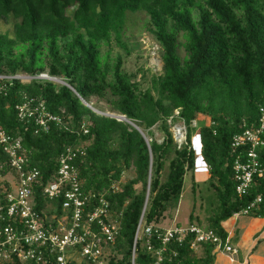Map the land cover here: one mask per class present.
<instances>
[{
	"label": "trees",
	"instance_id": "obj_1",
	"mask_svg": "<svg viewBox=\"0 0 264 264\" xmlns=\"http://www.w3.org/2000/svg\"><path fill=\"white\" fill-rule=\"evenodd\" d=\"M137 13L148 16L150 34L163 52V73L152 76L147 90L123 69L120 55L102 54L113 41L130 52L124 37L129 15ZM1 23H12L13 31H0V74L48 71L76 91L38 79L1 82L6 90L0 95V130L21 139L29 166L41 173L33 188L34 207L44 220L64 214L63 197L50 201L43 196L59 157L67 147L87 145L75 161L82 191L92 195L87 212L104 197L110 203L109 219L120 226L115 243L107 246L108 264H132L134 251L135 264L153 263L161 240L143 233L135 242L137 228L142 217L145 226L158 227L178 208L185 177L198 166L193 123L204 117L211 125H203L197 135L210 169L207 229L225 242L222 224L258 196L263 202L248 214L264 217V175L256 176L248 194L240 197L234 163L246 152L231 147L235 135L257 125L264 108V0H0ZM25 96L42 101L63 124L36 134L34 120L18 118L16 106ZM92 97L106 100L112 113L143 134L126 121L91 110L82 100L88 103ZM177 121L187 129L182 147L171 130ZM260 154L264 171V147ZM0 164V203H5L12 170L2 149ZM127 173L132 177L124 180ZM190 222L202 224L193 212ZM194 240L190 235L170 243L163 264H214L215 245L199 244L197 249L204 251L199 256Z\"/></svg>",
	"mask_w": 264,
	"mask_h": 264
},
{
	"label": "built area",
	"instance_id": "obj_2",
	"mask_svg": "<svg viewBox=\"0 0 264 264\" xmlns=\"http://www.w3.org/2000/svg\"><path fill=\"white\" fill-rule=\"evenodd\" d=\"M21 80L18 75L0 74V95L5 94L6 86L1 82ZM34 79L51 81L49 74L41 73ZM21 122L35 121V133L49 132L51 124L61 126L63 121L46 110L44 103L35 98L24 97L16 106ZM178 115V111H176ZM211 124H208L210 126ZM83 133L88 134L86 124ZM175 140L179 147L186 143L187 129L183 124L177 128ZM87 145L67 147L59 157V168L43 187V196L54 201L64 198L63 215L54 214L44 220L34 207L35 185L41 180L37 168L29 166L22 141L0 130V149L8 157L12 174L16 179L10 183V190L5 203H0V263L14 264H108L107 246L114 244L119 234V222L109 219L110 203L104 198L98 199L93 211L87 212V205L92 195L82 191L75 161L85 155ZM231 147L234 151L245 149V159L240 156L234 163L236 191L240 197L246 196L256 176L263 177L261 150L264 147V108H260V118L252 129L234 136ZM4 164H0L2 169ZM1 177V176H0ZM4 179V178H2ZM118 190V184L112 186ZM263 202L258 196L248 209L238 213L248 214L255 206ZM47 221V223H46ZM156 234L161 240L162 248L156 252V260L151 264H163L167 246L176 241L182 243L190 235H195L192 248L199 244H214L223 253L237 254L228 236L225 242L213 231L196 225L189 227L175 226L162 229L154 225L145 226L143 217L136 231L135 242L141 234ZM152 250L151 246H148ZM135 251L132 264H135Z\"/></svg>",
	"mask_w": 264,
	"mask_h": 264
},
{
	"label": "rangeland",
	"instance_id": "obj_3",
	"mask_svg": "<svg viewBox=\"0 0 264 264\" xmlns=\"http://www.w3.org/2000/svg\"><path fill=\"white\" fill-rule=\"evenodd\" d=\"M148 16L144 13H137L129 15V22H128V29L125 35V41L129 45V53L123 49L121 46L116 45V42L113 41L112 44L109 46L104 45L102 48V54L106 55L107 53L110 54L111 58H116L117 56H121L123 60V69L129 74H135L136 79L135 81L141 83V89L147 90L152 88V76L153 75H160L163 73V52L160 45L155 41L154 37L150 34L149 25H148ZM0 31L1 32H8L12 34L13 31V24L12 23H1L0 24ZM180 53L182 56H185V53L182 49H180ZM48 74V71L45 72ZM18 77L23 80L25 83H30L35 76H31L27 73L19 72ZM143 75H145L143 77ZM50 76V75H49ZM51 77V81L56 83L57 85H64L66 82L64 79L60 77ZM67 83V82H66ZM89 105L93 107L98 113H108L110 115L121 116L119 114H115L111 112V107L106 100L98 99L97 97H92L88 102ZM209 121L204 117L198 121L193 123V128L195 130V134L193 137L197 135L198 130L203 125H208ZM183 125V122L177 121L176 123L172 124V132L176 137L177 128H180ZM154 137L158 140L159 143L162 142V135L157 130L154 129ZM196 146H199L196 143ZM192 174L189 173L185 177V184L183 195L180 201L179 210H172L167 213L166 218L164 219L163 227L165 229L173 228L172 221L176 218L175 225L178 227H189L190 225H196L207 229L206 224H192L190 222V215L194 210V197L196 198L197 195V203H196V211L195 214L197 215L200 220L207 218L211 215L209 202V192H207V185H200L196 188V192L193 193L192 191ZM132 174L127 173L125 175V179L131 178ZM9 180H11L14 184L16 183V179L13 174L9 175ZM2 181L0 177V182ZM207 184V183H206ZM3 186V185H1ZM203 188V189H202ZM199 192V193H198ZM180 224H179V223ZM204 222V221H203ZM205 223V222H204ZM172 225V226H171ZM233 245V244H232ZM229 254V253H228Z\"/></svg>",
	"mask_w": 264,
	"mask_h": 264
},
{
	"label": "crops",
	"instance_id": "obj_4",
	"mask_svg": "<svg viewBox=\"0 0 264 264\" xmlns=\"http://www.w3.org/2000/svg\"><path fill=\"white\" fill-rule=\"evenodd\" d=\"M196 143L199 146H196ZM193 146L198 155V166L193 175H191L193 183L192 191L193 185H195V188L200 185L204 186L210 178V169L202 157V145L198 135L193 137ZM194 200L193 214L196 217L195 207L198 200L197 195L196 198L194 197ZM180 204L176 210H179ZM203 221L204 219H201V223L205 224ZM175 223H177L176 218L172 221L173 227L176 226ZM161 224L158 227L165 229L166 227L161 226ZM222 225L230 237L231 245L233 244L232 246L237 250V254L223 253L215 246L213 251L214 264H264V217L252 214H240L237 217L234 216L225 221ZM196 253L202 256L204 251L199 247Z\"/></svg>",
	"mask_w": 264,
	"mask_h": 264
},
{
	"label": "water",
	"instance_id": "obj_5",
	"mask_svg": "<svg viewBox=\"0 0 264 264\" xmlns=\"http://www.w3.org/2000/svg\"><path fill=\"white\" fill-rule=\"evenodd\" d=\"M64 85L65 86H67V87H69L74 93H76V91L74 90V88H72L70 85H68L66 82H64ZM83 101V103L86 105V106H88L91 110H93L94 112H97L95 109H93V107L91 106V105H89L85 100H82ZM100 114H102V115H106V116H110V117H113V118H117V119H119V120H122V121H126V122H128L129 124H131L132 126H134V128H136L139 132H141V130L136 126V125H134L132 122H130V121H128L124 116H115V115H110V114H106V113H100ZM142 133V132H141ZM143 134V133H142ZM146 141H147V139H146ZM147 143H148V141H147Z\"/></svg>",
	"mask_w": 264,
	"mask_h": 264
}]
</instances>
